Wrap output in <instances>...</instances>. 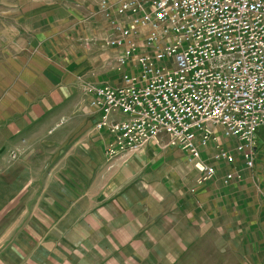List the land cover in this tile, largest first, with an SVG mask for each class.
<instances>
[{
    "label": "crops",
    "instance_id": "1",
    "mask_svg": "<svg viewBox=\"0 0 264 264\" xmlns=\"http://www.w3.org/2000/svg\"><path fill=\"white\" fill-rule=\"evenodd\" d=\"M97 1L0 0L2 253L9 264H189L214 242L216 264H264V124L253 168L227 185L220 162L195 187L184 155L153 143L105 160L109 135L93 130L82 91L118 82Z\"/></svg>",
    "mask_w": 264,
    "mask_h": 264
},
{
    "label": "built area",
    "instance_id": "2",
    "mask_svg": "<svg viewBox=\"0 0 264 264\" xmlns=\"http://www.w3.org/2000/svg\"><path fill=\"white\" fill-rule=\"evenodd\" d=\"M97 13L118 82L82 91L105 160L153 143L184 155L195 187L220 162L222 185L240 181L264 124V0H98Z\"/></svg>",
    "mask_w": 264,
    "mask_h": 264
},
{
    "label": "rangeland",
    "instance_id": "3",
    "mask_svg": "<svg viewBox=\"0 0 264 264\" xmlns=\"http://www.w3.org/2000/svg\"><path fill=\"white\" fill-rule=\"evenodd\" d=\"M79 1H81V0H79ZM84 1H86V0H84ZM258 131H259V134L261 135L264 132V129L260 128ZM155 146H157V145H155ZM158 148H160L159 149L160 151H165V152L168 151L167 148H163L161 146H159ZM162 149H164V150H162ZM11 152L12 153H16V155H17V152H25V150L22 151L20 149L19 150L18 149H14V150H12V151L9 152V155H10ZM3 196H4V194L0 193V200L3 199ZM1 210H2L3 214L0 217H3L5 215L6 210H5V208H2ZM1 222H6V219L0 218V223ZM211 244H214V242H209V243L207 242V244L204 243V247H207V250H205V249L204 250H201L204 254L197 253L200 250L193 251L192 254H191V256H190L191 258L189 257L190 258V260L188 261L189 264H204L202 262L204 260H205V264H216L215 261H218L219 260V257L218 256H214L212 254V252H214L215 249L212 248V251H210L208 249ZM8 248H12V241L0 240V264L3 263L4 260H6V264H9L10 262L13 261L12 257H8L6 255V253H2V252H5L6 249H8ZM199 256H205L206 258H202V257H199Z\"/></svg>",
    "mask_w": 264,
    "mask_h": 264
}]
</instances>
